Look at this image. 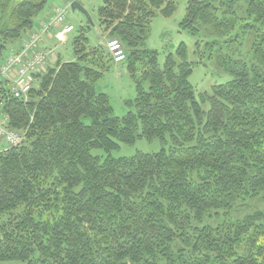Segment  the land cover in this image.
Returning a JSON list of instances; mask_svg holds the SVG:
<instances>
[{
	"label": "trees",
	"instance_id": "1",
	"mask_svg": "<svg viewBox=\"0 0 264 264\" xmlns=\"http://www.w3.org/2000/svg\"><path fill=\"white\" fill-rule=\"evenodd\" d=\"M49 4L0 0V67ZM176 8H98L135 82L122 117L96 89L114 61L86 26L76 59L35 74L27 99L0 81V107L23 135L0 147V264H264V0L189 1L180 27L227 75L199 93L185 42L163 65L147 47L155 16ZM138 138L162 148L112 154Z\"/></svg>",
	"mask_w": 264,
	"mask_h": 264
},
{
	"label": "rangeland",
	"instance_id": "2",
	"mask_svg": "<svg viewBox=\"0 0 264 264\" xmlns=\"http://www.w3.org/2000/svg\"><path fill=\"white\" fill-rule=\"evenodd\" d=\"M177 8L171 16H164L158 13L152 21L150 33L147 39V47L156 49L159 52L158 60L163 65L168 53H175L181 42H185L188 47V58L197 62L194 66V72L190 77L191 82L195 86L197 92L210 91L214 83L220 82L227 75L221 71L216 62H211L206 55L200 57L195 54V44L198 37L180 27V22L186 15L188 3L190 0H176ZM54 2L59 5H69L66 12V18L75 27L69 33L65 43L59 42L58 52L62 54L63 59H76L73 48V39L80 33L81 27H88L87 36L92 46L101 45L107 49V41L109 37L101 35L102 28L99 18L98 8L102 5L103 0H79L83 6L85 13L80 9L71 7L69 0H50V4ZM202 59L203 63L198 61ZM96 89L109 95L110 102L114 108L115 115L124 116L131 108L126 104L127 100L134 99L136 95L135 82L127 70V62H112L110 67L104 72L103 77L95 83ZM207 107V106H206ZM3 139L0 138V147L3 146ZM162 148L159 138L147 139L138 138L134 144L120 143L118 149L112 151L114 156H131L138 151L156 152ZM256 207H264V201H255Z\"/></svg>",
	"mask_w": 264,
	"mask_h": 264
},
{
	"label": "built area",
	"instance_id": "3",
	"mask_svg": "<svg viewBox=\"0 0 264 264\" xmlns=\"http://www.w3.org/2000/svg\"><path fill=\"white\" fill-rule=\"evenodd\" d=\"M68 6L57 5L53 15L43 22L38 30L23 39L19 48H10L7 52L0 67V76L7 78V87L15 97L27 99L35 84V74L45 71L51 63L56 61L55 49L43 47V43L50 35L61 43L68 40L69 33L74 30V26L69 24L66 18ZM107 48L114 62L126 61L125 46L118 38L108 39ZM1 100L0 95V104ZM9 124L8 115L0 107V138L4 140L6 148L17 146L23 140V135L11 129Z\"/></svg>",
	"mask_w": 264,
	"mask_h": 264
},
{
	"label": "crops",
	"instance_id": "4",
	"mask_svg": "<svg viewBox=\"0 0 264 264\" xmlns=\"http://www.w3.org/2000/svg\"><path fill=\"white\" fill-rule=\"evenodd\" d=\"M71 1V0H69ZM59 5V3H56L54 2L53 4H49L48 7L39 15L37 16V18L35 19V25H34V28L32 30H30L29 32H27L23 38H21L20 40L14 42L10 48H13V49H17L20 47L21 45V41L23 39H26L29 37V35L35 31V30H38L43 22L47 21L54 13V10L56 8V6ZM68 23L72 24L71 22H69V19L67 20ZM58 30V28L56 29ZM69 40V39H68ZM43 47H47V48H54L55 51H56V61L51 63V64H55L58 60H62V54H60L58 52V47H59V42H57V39L54 37V36H47L44 43H43ZM72 60H75L74 58H70V59H63L62 61H72Z\"/></svg>",
	"mask_w": 264,
	"mask_h": 264
},
{
	"label": "water",
	"instance_id": "5",
	"mask_svg": "<svg viewBox=\"0 0 264 264\" xmlns=\"http://www.w3.org/2000/svg\"><path fill=\"white\" fill-rule=\"evenodd\" d=\"M71 7L73 8V10L80 9V10H82L85 13V10H84L83 6L78 1H72L71 2ZM0 80H1V82L3 84V86L5 88H7V78L5 76H1Z\"/></svg>",
	"mask_w": 264,
	"mask_h": 264
},
{
	"label": "bare ground",
	"instance_id": "6",
	"mask_svg": "<svg viewBox=\"0 0 264 264\" xmlns=\"http://www.w3.org/2000/svg\"><path fill=\"white\" fill-rule=\"evenodd\" d=\"M70 24V23H69ZM125 62V61H124Z\"/></svg>",
	"mask_w": 264,
	"mask_h": 264
}]
</instances>
